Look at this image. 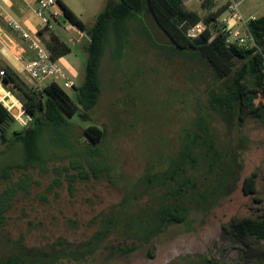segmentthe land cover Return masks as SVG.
<instances>
[{
    "label": "rangeland",
    "instance_id": "obj_1",
    "mask_svg": "<svg viewBox=\"0 0 264 264\" xmlns=\"http://www.w3.org/2000/svg\"><path fill=\"white\" fill-rule=\"evenodd\" d=\"M63 1L91 28L107 3L117 0ZM185 5L197 14L205 10L202 0H187ZM244 8L256 18L264 16V0H244L241 9ZM146 22L150 38L132 31L124 48L115 39L109 44L100 69V100L91 111L93 120L82 124H97L105 129L106 140L100 147L107 156L110 175L79 181L70 194L67 183L47 191L56 176L54 168L70 164L65 151H56L45 166L13 168L9 179L0 182V193L20 180L26 181V188L15 196L6 222L0 226V262L23 248L32 258L51 256L53 264H207L209 260L222 264H264V245H260L261 259L244 258L245 246L229 232L234 219L257 218L264 213V121L247 118L242 126L237 119L228 124L211 112L210 73L161 48L169 46V40L149 20ZM54 27L56 31H51L57 32L72 50L59 65L79 86L85 79L89 37L76 27ZM49 33L44 34L46 39ZM25 46L27 49L28 45ZM31 83L32 86L27 85L37 88ZM6 91L16 101L12 107L4 99L6 105L12 112L18 111L16 122L7 132L11 138L31 117L23 112L15 93ZM65 91L75 98L74 90ZM199 116L211 123L217 146L235 167V175L203 205L189 198L185 223L169 226L149 243L134 238L127 230L129 215L146 206H157L162 190L140 197L125 209L121 207L122 200L143 192L144 175L167 168L180 149L185 131L193 127ZM48 137L58 138L49 134ZM4 149L0 143V164L22 163L21 153H3ZM199 173L203 192L210 186L206 178L213 175L205 168ZM253 173L258 176L257 193L247 195L243 182ZM203 183L206 186L202 187ZM109 220L120 223L103 241L94 240ZM132 246H136L134 252H120Z\"/></svg>",
    "mask_w": 264,
    "mask_h": 264
},
{
    "label": "trees",
    "instance_id": "obj_2",
    "mask_svg": "<svg viewBox=\"0 0 264 264\" xmlns=\"http://www.w3.org/2000/svg\"><path fill=\"white\" fill-rule=\"evenodd\" d=\"M186 1L108 2L97 15L94 25L87 28L75 12L60 0L65 17L89 37L85 48L88 55L85 79L81 85H75L73 98L55 83L42 90L30 87L11 67L0 64L6 72L1 79L4 86L15 93L23 112L31 117L23 128L14 131L9 138L7 132L16 121L10 108L0 99V143L5 148L3 153L15 150L21 153L22 159L21 164H0V182L9 179L13 168L45 166L56 151H65L71 161L69 165L54 168L56 176L47 187L48 192L67 183L70 194H73L77 182L99 180L110 175L107 156L100 147L106 140L105 129L97 124H89L87 127L82 124L93 120L91 111L100 100V69L109 44L115 39L124 48L132 31L150 38L147 20L169 40L170 45L161 48L197 63L210 73L211 83L208 87L211 89V112L225 119L228 124L237 119L242 126L247 118L264 121V16L247 23L254 45L228 43L227 35L217 18L227 10L229 3L213 11L215 0H202V7L208 11L203 18L187 9ZM199 22L205 23V30L198 38L189 37V28ZM51 30L44 28L37 35L52 58L59 60L72 50ZM46 32H50L48 39L44 37ZM48 134L58 138L52 140ZM201 168L213 175L212 178H206L210 186L203 192L198 180ZM234 168L218 148L209 120L199 116L193 127L185 131L180 149L170 159L167 168L144 175L141 179L143 192L139 196L130 194L122 200L121 207L125 209L139 201L140 197L162 190L157 206H146L129 215L127 230L134 238L149 243L169 226L185 223L189 215V198L203 205L230 182L235 175ZM257 182V173L247 176L243 182L244 193L256 194ZM213 183L217 185L214 186ZM203 186L206 184L203 183ZM25 188L26 181L20 180L0 193V226L5 224L6 214L11 209L15 196ZM118 223L119 220L106 221L94 240L103 241ZM229 232L238 243L245 246L242 257L262 258L259 254L260 245H264V213L257 218L247 216L234 219L229 225ZM135 250L136 246H132L120 249V252L130 254ZM50 259L51 256L44 259L32 258L23 248H18L17 253L2 260L0 264H53L54 259ZM207 264L222 263L209 260Z\"/></svg>",
    "mask_w": 264,
    "mask_h": 264
},
{
    "label": "built area",
    "instance_id": "obj_3",
    "mask_svg": "<svg viewBox=\"0 0 264 264\" xmlns=\"http://www.w3.org/2000/svg\"><path fill=\"white\" fill-rule=\"evenodd\" d=\"M3 1L4 0H0V9ZM59 1L60 0H35L34 13L41 24L35 36L31 32L25 31L19 22L11 18L6 19L9 27L13 31L20 33L22 39L27 43L28 49L32 53V57H28L22 48L16 50L20 67L38 90H42L53 83L58 84L64 90H74L75 88V83L70 79V76L59 65L58 60L52 58L50 51L37 35L40 30L44 28L53 29L55 25H66L67 29L74 27L65 17L64 10L59 4ZM239 6V2L230 0L227 8L228 15L224 16L219 22L227 35L228 43L237 42L244 46L254 45L248 33V21L242 16ZM238 25L243 27V31L236 28ZM205 28V23L199 22L189 28L188 36L191 38H198ZM5 75V69L0 66V83L3 87H5L4 81L1 79ZM9 111L12 113L11 109H9ZM13 117L16 119L15 115H13Z\"/></svg>",
    "mask_w": 264,
    "mask_h": 264
},
{
    "label": "crops",
    "instance_id": "obj_4",
    "mask_svg": "<svg viewBox=\"0 0 264 264\" xmlns=\"http://www.w3.org/2000/svg\"><path fill=\"white\" fill-rule=\"evenodd\" d=\"M229 1L230 0H215L216 6L213 8V11H216L217 9L228 4ZM236 1L240 3L239 9L244 19L249 21L251 19L256 18L252 16L251 14H249L250 12H248L246 8L241 9V3L244 0H236ZM66 5L70 8L68 4ZM34 8H35V0H4L2 2L1 9H0V15H1L0 16V64L11 67L30 86H32L31 81L29 80L27 81L25 79V76L20 69L16 50L18 48L20 49L22 48L28 57H32V53L29 51L28 48L26 49L25 45H27V43L22 39L20 33L13 31L9 27L6 19L11 18L19 22L25 31L32 32V33L37 32L40 29L41 24H40V20L36 17L34 13ZM70 9L74 11L72 8ZM75 14L77 15L76 12ZM198 14L202 16V15L208 14V11L205 9L202 11V13H198ZM227 15H228V11L225 10L217 18V21L219 22L224 16H227ZM236 28L238 30L243 31V27L241 25L236 26ZM53 29L54 31H56V27H54ZM64 58L65 57L59 59L58 62L61 60L63 61ZM66 64L70 67V64H68V62H66ZM70 68L72 69V67ZM0 99L4 102H5L4 99H6L8 102L12 104V107H14V104L16 103L14 98L10 95V93L6 91V89L1 84H0Z\"/></svg>",
    "mask_w": 264,
    "mask_h": 264
},
{
    "label": "water",
    "instance_id": "obj_5",
    "mask_svg": "<svg viewBox=\"0 0 264 264\" xmlns=\"http://www.w3.org/2000/svg\"><path fill=\"white\" fill-rule=\"evenodd\" d=\"M247 35H248V33H247ZM18 113V111L17 110H14V112H12L11 114L12 115H16Z\"/></svg>",
    "mask_w": 264,
    "mask_h": 264
},
{
    "label": "bare ground",
    "instance_id": "obj_6",
    "mask_svg": "<svg viewBox=\"0 0 264 264\" xmlns=\"http://www.w3.org/2000/svg\"><path fill=\"white\" fill-rule=\"evenodd\" d=\"M1 84V83H0ZM2 85V84H1Z\"/></svg>",
    "mask_w": 264,
    "mask_h": 264
}]
</instances>
